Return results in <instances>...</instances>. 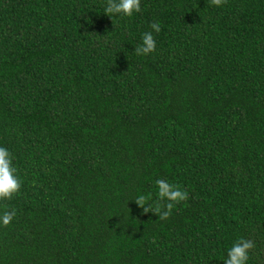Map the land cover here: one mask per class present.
<instances>
[{
  "label": "trees",
  "instance_id": "trees-1",
  "mask_svg": "<svg viewBox=\"0 0 264 264\" xmlns=\"http://www.w3.org/2000/svg\"><path fill=\"white\" fill-rule=\"evenodd\" d=\"M105 6L0 0V264H223L240 237L264 264V0ZM157 179L189 194L163 221L134 200Z\"/></svg>",
  "mask_w": 264,
  "mask_h": 264
},
{
  "label": "clouds",
  "instance_id": "clouds-1",
  "mask_svg": "<svg viewBox=\"0 0 264 264\" xmlns=\"http://www.w3.org/2000/svg\"><path fill=\"white\" fill-rule=\"evenodd\" d=\"M227 0H210L212 5L223 6ZM141 11V0H106L104 13L107 15L123 14L131 17L134 13ZM152 31H145L142 34V43L135 46L134 52L140 55H149L156 50V40L153 32L159 33L161 25L153 21L149 25ZM157 200L155 206L148 203L149 196L138 195L134 200L144 213L152 212L160 220H167L173 212L174 207L189 199L187 190L182 189L178 184L170 183L166 179H157ZM22 187V181L17 176V168L13 164V157L10 151L0 146V201L11 200L18 194ZM147 205V206H146ZM15 208L4 207L0 212V226L7 227L16 216ZM255 248L252 240L244 237L238 238L227 251V258L223 264H247L249 252Z\"/></svg>",
  "mask_w": 264,
  "mask_h": 264
}]
</instances>
